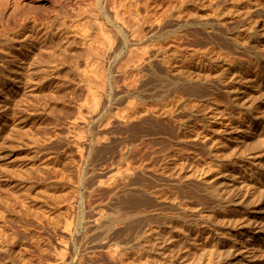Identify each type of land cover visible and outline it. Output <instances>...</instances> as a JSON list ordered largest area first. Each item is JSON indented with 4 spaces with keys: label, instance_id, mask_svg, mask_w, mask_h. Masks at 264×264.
<instances>
[{
    "label": "rangeland",
    "instance_id": "rangeland-1",
    "mask_svg": "<svg viewBox=\"0 0 264 264\" xmlns=\"http://www.w3.org/2000/svg\"><path fill=\"white\" fill-rule=\"evenodd\" d=\"M103 1L0 0V69L7 71L0 70L6 74L0 76V264H119L122 259L125 264H203L197 256L206 213L201 201L206 179L203 125L219 126L221 115L230 108L218 85L224 71L234 76L231 71L244 58L242 54L244 59L249 54L254 70L264 69V0ZM89 8H96L95 12L89 14ZM99 26L104 30L98 31ZM143 44L149 49L145 47L147 59L141 62L132 57L131 48ZM238 54L242 56L237 58ZM257 62L263 66H255ZM95 71L107 78L100 86L107 83V88L97 95L102 97L99 111L107 112H99V117L86 106L82 117L81 103L88 98L89 87L99 81ZM160 76L177 83L162 87L157 81ZM248 76H234L238 82L228 79L238 89H246L241 92L247 113L264 118L260 112L264 78ZM253 81L258 83L254 86ZM191 86L198 89L193 92L196 96L191 91L197 89ZM204 87L205 92L210 87V92L205 94ZM227 88L233 92L234 88ZM131 98L136 100L134 107H127L124 117L118 116L119 108L128 106ZM248 102L252 104L246 108ZM108 113L112 117L107 125L103 118ZM103 133L107 136L101 142ZM110 177L114 181L105 184L117 187L114 190L98 184ZM134 194L144 202L138 205ZM96 216L104 221L100 230L93 227ZM130 217L137 221L140 217L141 222ZM96 232L102 235L97 237ZM114 248L117 260L111 255Z\"/></svg>",
    "mask_w": 264,
    "mask_h": 264
},
{
    "label": "bare ground",
    "instance_id": "bare-ground-1",
    "mask_svg": "<svg viewBox=\"0 0 264 264\" xmlns=\"http://www.w3.org/2000/svg\"><path fill=\"white\" fill-rule=\"evenodd\" d=\"M103 1V0H102ZM125 1H128V0H125ZM106 2V1H105ZM139 2H140V0H139ZM99 3V2H98ZM103 3V6H104V1L102 2ZM116 3V2H115ZM126 3V2H125ZM135 3V2H134ZM136 3H137V1H136ZM240 4V3H239ZM242 4V3H241ZM94 6V5H93ZM93 6H91V7H93ZM97 6L100 8V6L97 4ZM248 6H251L250 4L248 5ZM95 7V6H94ZM98 7H97V9H98ZM104 8V7H103ZM251 8H253V6L251 7ZM93 9V8H92ZM92 9L90 10V8H89V11H90V13L89 14H91V13H93V11L95 12V10L94 9H96V8H94L93 9V11H92ZM239 9V8H238ZM237 9V10H238ZM241 9V8H240ZM247 9H248V7H247ZM253 9H257V8H253ZM249 10V9H248ZM239 11V10H238ZM241 11V10H240ZM244 11V10H243ZM246 11V10H245ZM245 11H244V13H245ZM249 11H252V12H250V13H253L254 12V10H252V9H250ZM249 11H247L246 13H249ZM258 11H259V9H258ZM88 12V11H87ZM86 11H85V13H87ZM96 12H99V9L98 10H96ZM103 12V11H102ZM106 11H105V9H104V13H105ZM242 12V11H241ZM240 12V13H241ZM117 13H120L121 14V12H117ZM239 12H237V14H238V16H239V14H240ZM264 13V12H263ZM99 14V13H98ZM97 14V15H98ZM101 14V13H100ZM119 14V16H121ZM242 15H244L245 16V14H243V12L241 13ZM95 15H96V13L94 14V17H95ZM254 15V16H253ZM252 15V19L255 17V14H253ZM262 15L263 14H259V15H256L257 17L258 16H260V17H262ZM89 16H91V15H89ZM100 16V15H99ZM101 16H103V15H101ZM104 16H107L106 15V13H105V15ZM241 16V15H240ZM241 16V17H243L244 18V20L246 19L245 17H248V19H249V15L248 16ZM93 17V15L91 16V18ZM97 17V16H96ZM241 17H240V19H241ZM263 17H264V15H263ZM262 17V18H263ZM99 18V17H98ZM105 18V17H104ZM235 19V21H236V18H234ZM237 19H239V18H237ZM247 19V20H248ZM242 20V19H241ZM101 22H102V24H103V19L101 20ZM222 23H223V21H221ZM232 22H234V20H232ZM238 22H239V20H238ZM237 22V23H238ZM248 22H249V20H248ZM254 22V21H253ZM253 22H251V24L253 23ZM198 23V22H197ZM202 23V22H201ZM209 23V22H208ZM227 23H228V21H227ZM229 23L231 24V21H229ZM228 23V24H229ZM236 23V22H235ZM234 24V25H238V24ZM243 24H244V22H242ZM99 24H101L100 22H99ZM206 24H207V22H206ZM221 24V23H220ZM229 24V25H230ZM233 24V23H232ZM231 24V28L233 27V25ZM241 24V23H240ZM254 24V23H253ZM195 25V24H194ZM200 25V24H199ZM209 25V24H208ZM255 25V24H254ZM253 25V26H254ZM102 26V25H101ZM104 26V25H103ZM102 26V27H103ZM196 26H197V24H196ZM201 26V25H200ZM210 26H211V24H210ZM210 26L208 27V28H210ZM242 26V25H241ZM240 26V27H241ZM101 27V28H102ZM212 27H213V25H212ZM215 28H217V25H215L214 26ZM235 27V26H234ZM244 26H242V28H243ZM246 27V26H245ZM244 27V28H245ZM257 27V26H256ZM255 27V28H256ZM98 28H100V26L98 27ZM101 28H100V30L98 29V31H101ZM104 28V27H103ZM102 28V29H103ZM207 28V27H206ZM220 28V27H219ZM219 28H217V29H219ZM236 28H237V26H236ZM238 28H239V26H238ZM250 28H253L252 26L250 27ZM136 30H137V28H135ZM220 29H222V28H220ZM219 29V30H220ZM224 29V28H223ZM223 29H222V31H223ZM228 29V28H227ZM230 29V28H229ZM232 29H234V28H232ZM246 29V28H245ZM254 29V28H253ZM104 30V29H103ZM102 30V31H103ZM135 30V31H136ZM212 30V29H211ZM243 30V29H242ZM255 30V29H254ZM258 30V29H257ZM256 30V31H257ZM260 30V29H259ZM227 32V30L225 29L224 30V32ZM249 31H252V30H249ZM104 32H106V31H104ZM137 32H139L138 30H137ZM225 32V33H226ZM241 32H243V31H241ZM261 32V31H260ZM260 32L258 31V32H256V33H258V34H256V35H260ZM101 33V32H100ZM100 33H98V37L99 38H101V37H103L102 36V34H104V33H101V36H100ZM229 33V32H228ZM227 33V34H228ZM240 33V32H239ZM246 33H248V32H246ZM245 33V34H246ZM264 32H262V34H263ZM137 34V33H136ZM140 35H141V32L139 33ZM212 34V33H211ZM237 34V33H236ZM235 34V35H236ZM242 34V33H241ZM249 34H251V33H249ZM253 34V33H252ZM251 34V35H252ZM213 35L214 36H217V35H215L214 33H213ZM229 35V34H228ZM227 35V36H228ZM238 35H240V34H238ZM250 35V36H251ZM254 35V34H253ZM255 35V36H256ZM63 36V35H62ZM64 36H65V34H64ZM182 36V35H181ZM220 35H218V37H219ZM224 36H226V35H224ZM246 36H247V34H246ZM263 36V35H262ZM42 37V36H41ZM40 37V38H41ZM66 37V36H65ZM139 36H137V38H138ZM141 37H142V35H141ZM211 37H213V36H211ZM217 37V38H218ZM223 36H221L220 38H222ZM229 37V36H228ZM227 37V38H228ZM240 37V36H239ZM248 37V36H247ZM259 37H261V36H259ZM39 38V39H40ZM60 38H61V36H60ZM62 38H64V37H62ZM178 38H180V36L178 37ZM183 37H181V39H182ZM215 38V37H214ZM219 38V39H220ZM225 38V37H224ZM224 38H222V39H224ZM238 38V36H236V39ZM241 38H242V36H241ZM246 38V37H245ZM249 39H248V41H249V43L251 42V37H248ZM253 38V37H252ZM180 39V40H181ZM222 39H221V41H222ZM231 39V38H230ZM235 39V40H236ZM240 39V38H239ZM255 39H256V37H255ZM255 39H253V41L255 40ZM259 39V38H258ZM138 40H140V38L138 39ZM142 40V39H141ZM140 40V41H141ZM178 39H177V37H176V41H177ZM227 40H229V39H227ZM233 40V39H232ZM243 40V39H242ZM245 40H247V39H244V41ZM181 41H183V40H181ZM224 41V40H223ZM222 41V42H223ZM231 40H229V42H230ZM237 41V40H236ZM235 41V42H236ZM239 41L240 40H238V43H239ZM244 41H240V42H243V44H245L244 43ZM262 41V40H261ZM9 42V41H8ZM216 42V41H215ZM226 42H228V41H225V43ZM247 42V41H246ZM6 43V42H5ZM10 43V42H9ZM184 43V42H183ZM183 43L181 44V43H179V45H183ZM220 43V42H219ZM218 43V44H219ZM249 43H247V44H249ZM262 43H264V42H262ZM148 44V43H147ZM146 44V46H148ZM222 44V43H221ZM224 44V43H223ZM222 44V45H223ZM226 44H228V43H226ZM255 46H257V43H253ZM259 44H261V42L259 43ZM6 45V44H5ZM8 45H10V44H8ZM142 45V44H141ZM178 45V46H179ZM12 45H10V47H11ZM145 46V44H143V46L141 47V46H137L138 47V49H137V47H136V49L133 51V49L135 48H131V51H130V49H129V54H128V56L129 55H131V53L133 54V56L132 57H134V56H137V57H135L134 59L135 60H138V61H143L144 59H147L146 57H145V55H144V53L145 54H147V52H146V50H147V48L149 49V46L147 47V48H145L146 47ZM177 46V47H178ZM247 46H249V45H247ZM261 46V45H260ZM9 47V49H11ZM216 47V46H215ZM219 47V46H218ZM237 47H239V46H237ZM263 47H264V45H263ZM185 48V47H184ZM217 48V47H216ZM248 48V47H247ZM246 48V49H247ZM260 48V47H259ZM258 48V49H259ZM235 49V48H234ZM250 49V48H249ZM13 50V49H12ZM256 50V49H255ZM261 50V49H260ZM263 50V49H262ZM11 51V50H10ZM14 51V50H13ZM12 51V52H13ZM145 51V52H144ZM244 51V50H243ZM264 51V50H263ZM131 52V53H130ZM148 52H150V50L148 51ZM257 52V51H256ZM1 53V52H0ZM11 53V52H10ZM17 53V52H16ZM236 53H238V51L236 52ZM262 53H264V52H262ZM13 54V53H12ZM12 54H10V55H12ZM15 54V53H14ZM51 54H53V53H51ZM135 54V55H134ZM240 54H242L241 52H240ZM246 54H247V51H246ZM245 54V55H246ZM256 54V53H255ZM9 55V56H10ZM243 55V57L245 58V56H244V54H242ZM242 55H240V57L242 56ZM258 55H260V54H258ZM14 56V55H13ZM247 56V55H246ZM257 56V55H256ZM261 56H264V54H262ZM131 56H130V58L133 60V58H132ZM145 57V58H144ZM239 57V54H238V57L237 58H240ZM248 57H249V54H248ZM248 57H247V59H244V58H240V59H238L239 60V62H238V64L237 65H235L236 63H237V61L238 60H236V63L233 61V63H235L234 65L236 66V67H234L235 69H232V71L230 70V68H229V70L234 74V76H236L237 75V77H238V75H241V76H245V75H250V76H258V78H260L261 80H263L262 78H264V74L262 73L263 71H264V69H259L260 68V66H258V65H261L260 63H258L257 62V64L255 65V66H258V69L257 68H255V69H257V70H254V68L252 67V64L254 63L253 62V60L252 59H248ZM252 57V56H251ZM12 58V57H11ZM14 58V57H13ZM13 58L12 59H10L12 62H14L13 61ZM129 58V57H128ZM129 58V61H132L131 59ZM149 58V57H148ZM206 58H208V57H206ZM253 58V57H252ZM260 58V57H259ZM262 58V57H261ZM8 59V60H9ZM208 59H210V57L208 58ZM254 59V58H253ZM16 60V59H15ZM41 60V59H40ZM135 60H133V65H135ZM261 60V59H260ZM264 60V59H263ZM137 61V63L140 65V63L141 62H138ZM250 61H252V63H251V65H250ZM39 62V61H38ZM260 62V61H259ZM262 62V61H261ZM36 63V62H35ZM40 63H41V61H40ZM40 63H37V64H40ZM255 63H256V59H255ZM137 64V65H138ZM142 64V63H141ZM249 64V65H248ZM263 64V63H262ZM138 65V66H139ZM171 65V64H170ZM172 65H173V63H172ZM175 65V64H174ZM173 65V66H174ZM233 65V64H232ZM233 65V66H234ZM5 66V65H4ZM3 66V67H4ZM39 66V65H38ZM141 66V65H140ZM172 66V67H173ZM261 66H263V65H261ZM7 67V66H6ZM134 67V66H133ZM176 67V66H175ZM174 67V68H175ZM231 67V66H230ZM140 68V67H139ZM176 68H178V67H176ZM2 69V68H1ZM0 69V70H1ZM4 69V68H3ZM2 69V70H3ZM8 69H10V68H8ZM135 69V68H134ZM141 69V68H140ZM5 70V69H4ZM3 70V71H4ZM133 70V69H132ZM135 70H137V69H135ZM223 70V69H222ZM226 70V69H225ZM3 71H2V73H3ZM6 71V70H5ZM4 71V72H5ZM99 71H101V69H99ZM99 71H95L94 72V74H96V72H97V74L96 75H98L97 77L99 78V81L97 82V81H94V82H97L98 84V86L96 85V84H94L93 83V85H92V83H88V84H91L92 86H90L89 87V89L88 90H90L89 92L92 94V96L94 97H92L91 99H95L94 100V102L90 99H88L89 98V94L90 93H88V98L86 97V99H85V101H83L82 103H81V107H80V114H82V117H85L86 115H84L83 114V108L84 107H86V106H88V107H90L91 109L92 108H94L93 109V111L95 112H98V113H96L98 116H99V112H101V114H102V111H103V109H102V111H99V110H101V96L102 95H100V97L101 98H99L98 96H99V94H100V92H99V90H103L104 88L106 89L107 87H106V85H107V83H106V85L103 87V88H101L102 86H101V84L102 83H104V79L106 78H104V75H105V71L103 70V73H104V75H103V73H101L100 75V77H99ZM138 71H139V69H138ZM137 71V72H138ZM228 71V70H227ZM227 71H224V73H223V76H221L222 78V84L220 83H218L219 85H218V90H219V94L220 95H222V98H223V100H225V101H227L228 103H226L227 105L230 103V105H228V106H230V108H226L227 109V111L224 113V115L222 116L221 115V120H219V122L221 121V124L219 125V126H217V127H215V128H212V127H210L207 123H204V128H203V133H202V145H203V148H204V154H205V172H206V179H204L205 181H203L204 183H205V185H204V194L202 195V199H201V201H202V205H203V210L204 211H206V213H205V218H204V230H203V234H202V243H201V246H200V243H199V248H201V252L199 253L198 251V253H197V256L199 255V257L198 258H201L202 259V261H203V264H264V118H260V117H258V116H260L259 114H258V116H257V114H254V113H252V112H248L247 113V111L245 110V105H243L244 103H242L243 102V98H244V94H242V92L244 91L245 92V88L244 89H242V88H240V89H238L239 87H238V85L237 84H235V82L239 79H237L236 81L234 80L235 78H234V76L231 74V76H228L229 74H227ZM1 72V71H0ZM7 72V71H6ZM102 72V71H101ZM130 72H134V71H130ZM184 72V71H183ZM1 73V74H2ZM86 73V72H85ZM154 73H156V72H154ZM153 73V74H154ZM200 73H202V72H199V74ZM1 74H0V76H1ZM133 74H136L135 72L133 73ZM153 74H151V75H153ZM236 74V75H235ZM3 75L4 76H6V74H4L3 73ZM137 75V74H136ZM155 75V74H154ZM157 75V74H156ZM155 75V76H156ZM185 75V74H184ZM186 75H188V73H186ZM202 75V74H201ZM200 75V76H201ZM106 76V75H105ZM131 76H133V75H131ZM190 76H192V74L190 75L189 74V78H191ZM208 76V75H207ZM231 77V78H233L232 80H234V81H232V80H230V79H228V77ZM233 76V77H232ZM250 76H248L249 77V79H252V78H250ZM3 77V76H2ZM96 77V76H95ZM133 77H135V76H133ZM153 77V76H152ZM151 77V78H152ZM161 77V76H160ZM187 77V76H186ZM194 78H196L195 76H193ZM203 77V76H202ZM202 77H201V79H202ZM205 77V76H204ZM8 78V77H7ZM6 78V79H7ZM170 78H172V77H170ZM170 78H159V79H157V81L159 80V82H160V85H162V87L163 86H165V85H167V86H170L171 85V87L173 86V85H175L177 82H176V80H173V79H170ZM183 78L184 79H186L185 77H181L180 79H182L183 80ZM241 78V77H240ZM255 78V77H254ZM253 78V79H254ZM0 79H2V78H0ZM5 79V78H4ZM107 79V78H106ZM106 79H105V81H106ZM192 79V78H191ZM197 79H198V77H197ZM196 79V80H197ZM200 79V78H199ZM218 79V81H219V78H217ZM244 79H246V78H244ZM249 79L248 80H246V81H248L249 82ZM252 79V80H253ZM256 79V78H255ZM254 79V80H255ZM8 80V79H7ZM19 80V79H18ZM94 80H96L95 78H94ZM151 80H156L155 78H153V79H150V81ZM189 80V79H188ZM194 80V79H193ZM203 80H205L204 78L202 79V81ZM232 81V83H228L227 81ZM252 80H250V81H252ZM20 81V80H19ZM148 81V80H147ZM147 81L144 83V85L143 86H145V84L147 83ZM185 81V80H184ZM241 81H243V80H241ZM246 81H245V84H246ZM22 82V81H21ZM149 82V81H148ZM154 82V81H153ZM179 82V81H178ZM187 82V79H186V81H185V83ZM191 83L192 81L191 80H189L188 81V83ZM204 82V81H203ZM206 82H207V80H206ZM214 82H217V81H214ZM238 82V81H237ZM254 82V81H253ZM261 82V81H260ZM260 82H259V84H260ZM150 83V82H149ZM180 83H181V81H180ZM187 83V84H188ZM205 83V82H204ZM239 83H240V81H239ZM238 83V84H239ZM250 83V82H249ZM246 84V85H249V87H250V84ZM258 83V81L257 82H254V83H252L253 85L254 84H257ZM17 84V83H16ZM148 84V83H147ZM217 84V83H216ZM242 84V82L239 84V85H241ZM244 84V85H245ZM262 84H264V83H262ZM207 85H208V82H207ZM245 85V86H246ZM252 85V86H253ZM101 86V87H100ZM211 86H214V85H211ZM228 86H230V87H232V88H234L233 89V92L231 93V91L229 92V90H226V88L228 87ZM255 86V85H254ZM260 86V85H259ZM258 86V87H259ZM131 87H133V86H131ZM170 87V88H171ZM192 87V90L193 89H197V88H193V86H191ZM191 87H189V88H191ZM203 86H201L200 88H202ZM217 87V86H216ZM237 87V88H236ZM258 87H257V89H258ZM101 88V89H100ZM135 88V87H134ZM199 88V87H198ZM199 88V89H200ZM216 89V88H214V87H211V89ZM256 88V87H255ZM264 88V87H263ZM133 89V88H132ZM204 89H206L205 87L203 88V90ZM209 89H210V87H209ZM209 89H207V91L209 90ZM227 89H229V88H227ZM254 89V88H253ZM259 89H261V88H259ZM160 90V89H159ZM167 90V89H166ZM165 90V91H166ZM185 90V89H184ZM201 90V89H200ZM199 90V91H200ZM255 90V89H254ZM158 91V90H157ZM156 91V92H157ZM161 91V90H160ZM159 91V92H160ZM178 91V90H177ZM186 91V90H185ZM188 92H189V90H187ZM202 91V90H201ZM200 91V92H201ZM206 91V92H207ZM242 91V92H241ZM248 91V90H247ZM246 91V93H247V95L249 94L248 92ZM262 91H264L263 89H262ZM157 93V95L156 96H158V94H160V93ZM192 92V94H193V92H198V89H197V91L196 90H194V91H191ZM203 92V91H202ZM201 92V93H202ZM206 92H205V90H204V93L206 94ZM209 92H210V90H209ZM216 92V91H215ZM218 92V91H217ZM216 92V94L218 95V93ZM243 92V93H244ZM250 92V91H249ZM251 92H253V91H251ZM250 92V93H251ZM261 91L259 90V96L256 94L255 96H257L256 98H258V97H260V93ZM99 93V94H98ZM101 93H103V92H101ZM183 93H185V92H183ZM203 93V94H204ZM245 93V94H246ZM255 93V92H254ZM90 94V95H91ZM163 94V93H162ZM161 94V95H162ZM188 94H190V93H188ZM187 94V95H188ZM192 94H191V96H192ZM195 94V93H194ZM193 94V95H194ZM197 94V93H196ZM196 94H195V96H196ZM200 94V93H199ZM204 94V95H205ZM263 94V93H262ZM98 95V96H97ZM252 95V94H251ZM251 95L249 94L248 96L250 97V98H252L251 97ZM254 95V94H253ZM160 96V95H159ZM190 96V95H189ZM199 96H201V94L199 95ZM131 97V96H130ZM133 97H135V96H133ZM193 97V96H192ZM192 97H190V98H192ZM218 97H219V95H218ZM249 97H247L248 99H249ZM263 96H261V98H262ZM99 98V99H98ZM189 98V97H188ZM255 97L253 98V99H256ZM134 98H131V99H129V100H127V105L128 106H125V107H120L119 108V106H118V108H119V110H118V112H117V110H116V112H117V114H118V116L120 115V117L121 116H125L126 115V111H127V107H134V102L136 101H134L133 100ZM193 99V98H192ZM191 99V100H192ZM219 99V98H218ZM221 99V98H220ZM243 99V100H242ZM247 99V100H248ZM263 99V98H262ZM222 100V99H221ZM242 100V101H241ZM246 100V99H245ZM251 100V99H250ZM260 100V99H259ZM89 101H92L94 104L92 105L91 103V106L89 105ZM106 101V100H105ZM105 101H103V102H105ZM220 101V100H219ZM241 101V102H240ZM253 100H251L250 102H252ZM254 101H256V100H254ZM261 101V100H260ZM108 101H106V103H107ZM223 102V104H224V101H222ZM221 102V103H222ZM105 103V104H106ZM109 103V102H108ZM190 103H192V101L190 102ZM189 103V104H190ZM220 103V102H219ZM249 103V102H248ZM247 103V105H246V108H247V106L248 105H251L252 103H249L248 104ZM102 104H104V103H102ZM188 104V105H189ZM255 104H257L258 105V103H255ZM133 105V106H132ZM220 105V104H219ZM103 107L105 106V105H102ZM190 106V105H189ZM192 106H194V103L192 104ZM223 106V105H222ZM228 106H226V107H228ZM256 106V105H255ZM261 106H262V104H261ZM106 107V106H105ZM259 107V106H258ZM263 107V106H262ZM190 108V107H189ZM264 108V107H263ZM262 108V110L260 111V109H259V111L260 112H263L264 113V109ZM106 110V109H105ZM110 111L112 110V109H109ZM224 110V109H223ZM248 110V109H247ZM256 110V109H255ZM91 110L89 109V112H90ZM92 111V113H94ZM109 111V112H110ZM251 111V110H250ZM258 111V112H259ZM104 112V111H103ZM105 112H107V111H105ZM104 112V113H105ZM115 112V113H116ZM110 113H112V112H110ZM114 113V114H115ZM256 113V112H255ZM263 113H261V115L263 114ZM107 114V113H106ZM105 114V115H106ZM116 114V115H117ZM79 116H81V115H79ZM102 116V115H101ZM108 117H105V118H103V119H106V124L108 125L109 124V120H110V117H112L111 116V114H109L108 113V115H107ZM100 117V116H99ZM262 117H263V115H262ZM102 118V117H101ZM96 119V118H95ZM98 119V118H97ZM100 119V118H99ZM112 119V118H111ZM102 120V119H101ZM101 120H99V122L101 121ZM98 121V120H97ZM112 121V120H111ZM74 123H76V121H74ZM101 123V122H100ZM111 123V122H110ZM102 124H104L103 122H102ZM99 125V124H98ZM106 125V126H107ZM103 126V125H102ZM105 126V127H106ZM98 127H100V126H98ZM99 132V131H98ZM96 133V132H95ZM94 134V133H93ZM97 134V133H96ZM95 134V135H96ZM102 134V133H101ZM103 135H104V133H103ZM102 135H100V137H101ZM106 136H107V134L106 135H104L103 137H102V141L101 142H103V141H105V138H106ZM231 136H233L234 138H232ZM96 137V136H95ZM95 137H93V138H95ZM98 137H99V134H98ZM97 137V138H98ZM99 137V138H100ZM232 138V139H231ZM104 139V140H103ZM98 140V139H97ZM97 140H95L93 143H95ZM100 140V139H99ZM106 141H107V139H106ZM100 142V143H101ZM106 146H104V148H105ZM109 147V146H108ZM107 147V148H108ZM111 147V146H110ZM110 147L108 148V149H110ZM103 148V149H104ZM108 149H106V150H108ZM112 149V148H111ZM79 150L81 151V152H83V148L81 147V146H79ZM104 150H102V152H103ZM210 159H212V161H213V163H212V161L210 160ZM235 166V169H233L232 168V166ZM236 165H237V167H236ZM104 167H106V166H104ZM96 170V169H95ZM93 171V170H92ZM94 172V171H93ZM113 176V178H114V176L115 175H112ZM111 178V177H110ZM211 178L213 179V181L211 180ZM101 181H100V183L98 182V184H100L101 186H103V184H105L106 182H111V181H114V179L112 180V178L111 179H109L110 181H108V180H106L105 181V179L104 178H101L100 179ZM116 181V180H115ZM107 183V184H108ZM112 183V182H111ZM203 183V184H204ZM107 184H105V185H107ZM110 184V183H109ZM108 184V185H109ZM117 184V183H116ZM100 185H97L98 187H101ZM111 185V184H110ZM109 185V187L112 189L113 187L112 186H110ZM113 185L115 186V184H114V182H113ZM95 187V188H98V187ZM202 186V185H201ZM114 188H117V187H114ZM114 188L112 189V190H114ZM202 188H203V186H202ZM100 189V188H99ZM110 189V190H111ZM98 191V190H97ZM202 191V189L200 190V192ZM141 195H143V194H141ZM134 196H135V194H134ZM138 197H134V200L136 201V203H138V205H139V201H141L143 198H141V196H140V194L139 195H137ZM144 196H146L145 194H144ZM123 197V196H122ZM129 197H130V195H129ZM131 197L133 198V196L131 195ZM127 198V197H126ZM126 198L124 199L126 202H127V200H126ZM132 198H129V200H128V202H130V200L132 201V203H134L133 202V200H132ZM141 200H140V199ZM147 198V197H146ZM124 200H123V203H124ZM143 200H145V198L143 199ZM148 201H149V199H148ZM141 202H144V201H141ZM131 203V202H130ZM137 205V206H138ZM252 205H253V209H252ZM136 206V205H135ZM100 213L101 214H103V210H102V212H101V210H100V212H99V215H100ZM139 213H141V212H139ZM138 213V214H139ZM101 216H103V215H101ZM101 216H99V217H97L96 216V219L94 220V222H93V227H95L96 229H98V230H100L103 226H104V221L102 220V218H101ZM130 218H132V219H134L135 220V218L134 217H130ZM139 219H140V217H138ZM132 219H130V220H132ZM138 219V221H137V219L135 220V221H137L136 223H138L139 221L141 222V220H139ZM141 219H143L142 217H141ZM127 220V219H126ZM134 220H132V221H134ZM131 221V222H132ZM134 221V222H135ZM129 222V221H128ZM133 222V223H134ZM132 223V224H133ZM106 224V223H105ZM133 225H135V224H133ZM137 225V224H136ZM139 225V224H138ZM137 225V226H138ZM141 225V224H140ZM139 225V226H140ZM89 226H91V224L89 225ZM132 226V225H131ZM106 227V226H105ZM104 227V228H105ZM92 229V228H91ZM107 229V228H106ZM108 229H110V228H108ZM113 230V229H112ZM102 231V230H101ZM100 231V232H101ZM100 232H99V234H98V232H96L97 234H95V233H92V234H95V235H97V237L99 236V235H102V234H100ZM102 232H104V230L102 231ZM136 232V231H135ZM106 233V230H105V232H104V234ZM109 233V232H108ZM107 233V234H108ZM106 234V235H107ZM111 234V233H110ZM109 234V235H110ZM106 235H104V236H106ZM133 236H130L131 237V239H133V237H134V234H132ZM139 234H137V236H138ZM37 236V235H36ZM136 236V237H137ZM90 237L91 236H89L88 237V239H90ZM96 237V238H97ZM100 237V236H99ZM107 237H109V236H107ZM129 237V238H130ZM36 238H38V236L36 237ZM93 238H95V236H92V238L91 239H93ZM90 239V240H91ZM101 239V238H100ZM125 239H126V237H125ZM130 239V240H131ZM129 239H127V241H128ZM201 240V239H200ZM94 241V240H93ZM124 241V240H123ZM126 241V242H127ZM92 242V241H91ZM130 242V241H129ZM140 244H141V242H140ZM117 246H115V248H116ZM113 248V247H112ZM114 248V249H115ZM109 250H110V248H109ZM113 251H115V253L113 252ZM113 251H110V252H113V253H111V255H112V257L114 256L115 257V255L114 254H116V249L115 250H113ZM108 252V251H107ZM192 252H193V254L194 253H196V252H194L193 250H192ZM109 253V252H108ZM109 255H110V253H109ZM200 255H201V257H200ZM194 256H196L195 254H194ZM117 257V256H116ZM116 257H115V259H116ZM113 259V258H112ZM111 259V260H112ZM196 259H197V257H196ZM117 260V259H116ZM116 260H115V262H116ZM119 260V259H118ZM114 261V260H113ZM122 263H124V262H126V260L124 261V259H122V260H120ZM201 261V260H200ZM118 262V261H117ZM116 262V263H117ZM111 263H114V262H112L111 261ZM110 263V264H111ZM122 263H119V264H122ZM140 263V262H139ZM179 263V262H178ZM200 264L202 263V262H199ZM118 264V263H117ZM125 264V263H124ZM180 264V263H179ZM193 264V263H192ZM195 264V263H194ZM198 264V263H197Z\"/></svg>",
    "mask_w": 264,
    "mask_h": 264
}]
</instances>
